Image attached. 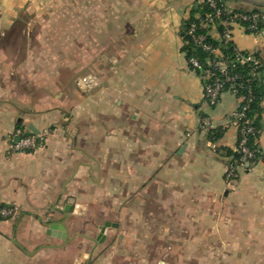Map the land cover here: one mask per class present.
<instances>
[{
  "label": "crops",
  "instance_id": "obj_1",
  "mask_svg": "<svg viewBox=\"0 0 264 264\" xmlns=\"http://www.w3.org/2000/svg\"><path fill=\"white\" fill-rule=\"evenodd\" d=\"M202 3L0 0V264H75L79 252V264L91 252L92 264L161 253L178 264H264V74L261 160L228 181L239 102L225 92L208 103L183 50ZM231 7L264 12V0ZM233 42L262 53L264 29H235ZM31 128L52 131L45 146L14 152L15 131ZM49 219H67L66 239L61 226L47 234ZM163 239L172 242L154 253Z\"/></svg>",
  "mask_w": 264,
  "mask_h": 264
},
{
  "label": "built area",
  "instance_id": "obj_2",
  "mask_svg": "<svg viewBox=\"0 0 264 264\" xmlns=\"http://www.w3.org/2000/svg\"><path fill=\"white\" fill-rule=\"evenodd\" d=\"M251 1V0H203L202 4L207 5L208 11L202 15L197 14L196 20L190 22L186 29L188 41L186 45L191 44L195 51L205 53L206 60L201 61L197 56L187 58L189 66L200 73L204 81V95L211 105H216L225 92L232 94L239 102L238 107L234 110L229 118L238 127V145L236 147L237 161L228 166L227 180L234 176L238 168L248 170L260 158L259 151L251 145L250 141L256 137V130L253 120L247 115V111L254 100V94L251 88L246 90L244 81L236 73L235 69L239 64H248L251 67V75H257L260 69L264 68V55L257 58L255 53L243 55L242 50L237 46L233 50V57L226 53L228 44L233 41V32L235 29L251 31L254 35H259L264 29V12L263 11H246L236 10L231 7L232 2ZM219 27H223L221 33ZM200 30H204L202 33ZM249 33V32H247ZM209 37L214 38L219 45L214 46L208 41ZM210 119L202 121V127L205 129L212 128ZM50 129H43L38 133H25L22 129H17L14 134L12 150L22 153L41 149L47 143L51 134ZM264 180V175H263ZM5 217L13 216L15 210L6 208L2 211Z\"/></svg>",
  "mask_w": 264,
  "mask_h": 264
},
{
  "label": "trees",
  "instance_id": "obj_3",
  "mask_svg": "<svg viewBox=\"0 0 264 264\" xmlns=\"http://www.w3.org/2000/svg\"><path fill=\"white\" fill-rule=\"evenodd\" d=\"M207 9H208L207 5L202 4L201 7L198 8L197 10H195L194 13L202 15L203 13L208 11ZM255 11H258V10H255ZM195 15L191 16L190 20L187 22L186 29L188 28L190 22L196 20V16ZM186 29H185V33H184V47H183V50L186 53L187 58L190 57V56H197V57H199L201 59V61H205L206 60V56H207L205 53H202L200 51H195L191 44H189V45L185 44V42L188 41V37L186 35ZM222 30H223V27H219V30H218L219 33H221ZM200 32L204 33L205 31L204 30H200ZM247 32L250 33L251 31L248 30ZM208 41L210 43H212L214 46H218L219 45V43L212 37H209ZM235 47H236L235 43L233 41H230V43L228 44V51L226 50L225 52L229 53L233 57V50L235 49ZM249 53L250 52L242 51L243 55H246V54H249ZM254 55H256L257 58H262L263 55H264V51H262V53L261 52L255 53ZM235 71H236V73H238L241 76V79H242V81H244V85L246 87V90H243L242 93H246L247 88H251L252 91H253L254 100L251 103V106H250V108L247 111V115H248V117L250 119L253 120L254 126H255L256 130L258 131L259 127H260V123H259L260 108H259V105H260L263 93H261V88H260L259 82L256 79L257 75L256 76L255 75H251V73H250L251 72V67L248 64H239L238 63L237 68L235 69ZM260 73L264 74V68L260 69L257 72V74H260ZM198 74H200V73H198ZM24 132L27 133L26 131H24ZM257 135H258V133L256 134V137H257ZM256 137L252 138L251 141H250L252 146H253V140ZM234 161L235 162L237 161V154H236V157H235Z\"/></svg>",
  "mask_w": 264,
  "mask_h": 264
},
{
  "label": "water",
  "instance_id": "obj_4",
  "mask_svg": "<svg viewBox=\"0 0 264 264\" xmlns=\"http://www.w3.org/2000/svg\"><path fill=\"white\" fill-rule=\"evenodd\" d=\"M35 133H38V131H36L34 128H31ZM81 170V169H80ZM70 210V206H67L66 207V211L68 212ZM69 215H67L68 217ZM66 217V218H67ZM67 219H64L63 221H61V223H58V222H51L50 219L49 221H44V224L45 226H48V231H47V234L48 235H54L56 236V233L54 232L55 229H58L60 228L61 226V234H58L57 237L59 239H66L67 238V227H66V222ZM111 226V223L110 222H106L104 225H101L99 227H97L98 229V237L96 238L94 244L95 245H100V244H103L104 241L106 240V235H107V231L109 229V227ZM83 255L84 253L82 252H79L77 254V257L74 259V263L75 264H79L80 261H82V258H83ZM92 256H93V252L89 253L88 256H87V263L86 264H92Z\"/></svg>",
  "mask_w": 264,
  "mask_h": 264
},
{
  "label": "rangeland",
  "instance_id": "obj_5",
  "mask_svg": "<svg viewBox=\"0 0 264 264\" xmlns=\"http://www.w3.org/2000/svg\"><path fill=\"white\" fill-rule=\"evenodd\" d=\"M35 35H37V33ZM19 37H21V36H19ZM28 37H30V36L28 35ZM116 235H118V232H116ZM169 242H172V241H167V240H164V239L160 240V241L157 242V244H155L154 247H152V249L155 250V248L157 247V248L160 249L159 252H162L163 251L162 249L166 248L165 246L167 245V243L169 244ZM154 253H156V250H155ZM156 259H159L160 264L162 262H163L162 264H167V263L168 264H178L179 263L178 260H180L181 258L178 257L177 255H175V256H173V255H162V253H161V255H155V256H152V257L150 255V256L146 257L145 259L144 258L143 259H138L139 260L138 262L134 261V262H131V264H135V263H137V264H151V263H154L155 264L156 261H157Z\"/></svg>",
  "mask_w": 264,
  "mask_h": 264
}]
</instances>
